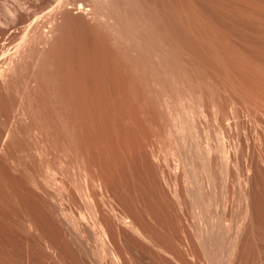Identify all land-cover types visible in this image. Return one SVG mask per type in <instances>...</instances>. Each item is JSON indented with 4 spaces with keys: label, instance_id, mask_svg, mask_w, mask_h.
<instances>
[{
    "label": "bare ground",
    "instance_id": "obj_1",
    "mask_svg": "<svg viewBox=\"0 0 264 264\" xmlns=\"http://www.w3.org/2000/svg\"><path fill=\"white\" fill-rule=\"evenodd\" d=\"M55 1L43 8L24 27V45L22 43L18 50L15 49V55L5 62L4 70L0 68V82L6 86L19 69H27L28 64L36 66V69L27 72L31 79L26 80L29 85L24 88L28 91L29 99H26L27 92H23L25 100L22 96L23 99L18 100L14 110V116L19 117L15 122L34 116L36 110L38 123L30 127L28 132H32V137L31 134L29 137L37 147L34 146L33 149L32 144L29 148L34 153L39 151L44 157L48 152L47 146H50L56 151L60 165L52 166L47 160L43 168L32 165L36 159H31L33 152L29 148L24 149V145L20 143L21 136L16 131L15 122L12 121L9 128L5 125L8 129L0 135V160L8 162L11 175L0 174V219L3 234L8 238H16L25 245L30 246L28 240L31 241L32 245H37L48 257L40 252L46 259H50L49 262L52 260L55 264H191L192 261L197 264H247L255 250L264 254V147L259 141L256 150L258 148L260 153H257L258 163H255L248 145L250 138V141L245 138L248 141L246 147L239 141L240 131L245 125L248 129L243 132L246 134L251 133V124L256 137L260 131L264 134V125L260 121L264 120V105H255L253 109L256 114H252L249 96L242 90L236 96L228 92L230 87L234 88V92L237 91V87L233 85L220 89V82L214 81L213 72L210 74L209 68L206 71L189 57L184 47L165 30L167 27L162 29L156 23L157 20L151 16L153 13L150 14L152 10H148L143 0ZM72 9H76L75 12L105 34L104 39L97 40V46L102 50L108 49L112 60L119 67L124 66L125 75L140 104L139 110L143 117L136 121H140L141 126H145V122L149 127L158 125L161 121L163 132L158 133V136L156 133L145 136V127H141L143 135L140 136H145L143 144L141 138V141H134H140L141 144L131 142V133H128L133 126L132 120L129 122L128 118H131V114L136 115L132 113L136 106L132 105L130 108L128 102L132 101L133 96L131 93V97L128 95L130 101L125 97L126 88L120 93H125L124 97L128 101L123 97L116 104L115 101L121 97L118 93L115 96L119 98L114 100L113 97L111 102H114L112 106L116 104V111L113 112L117 114L121 110L123 115V107L127 106L122 109L116 107L119 103L125 104L122 100L127 101L130 109H124L127 115L132 110L126 116L128 122L124 121L125 116L122 120H115L106 114L101 117L105 113H101L105 110L104 105L110 102L112 95L107 97L106 93L105 102L109 101H100L101 104L105 103L102 106L98 103L101 97L94 102L95 95L90 96L94 101L87 99V93H81L84 97L87 96L85 100L83 96L80 95V99L77 95L81 100H78L81 107L78 108L79 103L74 100L77 103L76 111L78 113L81 108L83 114L80 113L82 116L86 114L87 123L89 120L87 135V123L85 122L84 127L82 125L85 123L81 125L82 116L79 118L80 115L71 110L76 108L74 102H68L64 97L65 92L59 78L61 62L57 63L59 60L56 61L50 53L56 42V16ZM57 54L59 55L58 52ZM92 68L93 66L90 69ZM102 70L104 68L101 72ZM108 70L111 72V69ZM100 75L101 78L106 76ZM95 77L98 76L95 74ZM215 77L218 78V74ZM45 84L51 87V96L57 105L56 115L62 127L68 129L65 134L48 132L53 113H42L33 99L36 91L42 92ZM213 88L218 90L217 93L222 90L223 97L218 95L216 99ZM31 93H34L33 96ZM98 94L96 98L99 97ZM72 98H75L74 95ZM92 101L99 104V111L103 107L99 112V116L103 118H100V122L96 117L97 105L95 110ZM82 103L83 106L89 105V112L82 110ZM108 104V113H113L110 110L111 104ZM91 107L96 114L91 113ZM207 112L218 122L214 136L209 133L210 128L207 130L206 123L201 121L206 118ZM109 116L114 120V125H119L116 121H124L122 125L129 131L125 132L126 129L124 130V126L120 128L121 125L118 128L125 135L117 133V126L116 130H111V124L104 123L109 120L106 118ZM110 120L108 122L112 121ZM128 124L132 126L129 129ZM81 126L86 135L82 133ZM154 136L159 138L160 145L156 144L157 147L152 146L154 144L149 141ZM255 140L256 138L254 142L258 143ZM18 141L17 150L21 153L22 148L24 153H21L20 158L29 155L25 162L11 156L10 145ZM66 168L77 175L76 181L80 180L77 188L85 202L84 206L81 203L83 207L79 206V198L73 195L69 187ZM51 182H55L57 186L53 185L56 187L55 192L49 188ZM75 204L83 209H78L79 214L82 211L80 221L70 215L71 207ZM39 249L36 250L38 253ZM36 251H32L33 254ZM41 254L39 258L44 260Z\"/></svg>",
    "mask_w": 264,
    "mask_h": 264
},
{
    "label": "rangeland",
    "instance_id": "obj_2",
    "mask_svg": "<svg viewBox=\"0 0 264 264\" xmlns=\"http://www.w3.org/2000/svg\"><path fill=\"white\" fill-rule=\"evenodd\" d=\"M143 1L145 2L146 7L149 8L148 10L149 11L152 10L150 14L153 13V15H151V16L154 20L155 19L157 20V22L156 21L155 22L162 29H164L165 27L168 28V29L165 28V30L166 31L168 30V33L172 34L171 36L174 37V39L177 42H179L178 44L182 45L184 47V50H186L189 57L193 61H195V63L198 66L200 65L199 67L203 66L202 68L206 69V71L209 68L208 72H210V74L213 72L212 74L214 77L212 75H210L208 72L207 73L211 77L214 78V81H216V83L220 82L222 84L221 85L220 83H218L221 86L220 89L223 86H225V88L227 89L228 85H229V87L233 85L234 87H237V88L239 86V89L235 88V90H237L235 92L233 91L234 88L232 89L231 87L228 88L229 91L228 90L227 91L230 92L232 95L235 94L236 96H237V94H240V92H241L240 90H242L244 94H247L246 96L247 97L249 96L248 99H250L249 101H251V106H252L251 107L252 108L251 113L252 114H256L254 112V109H253V107H255V105L263 107V105H264V74H263L264 73V0H143ZM55 2H56L55 0H0V68H1V70L5 69V66H4V65H6L5 62L9 58H11V56H14L15 52L21 47V45L23 43V36L26 32V29H24V27H26V25L28 23L32 22L33 19L35 18V15L39 14V12L43 8H45L46 6H48L51 3H55ZM182 5H183V7H182ZM72 10H68L67 12H65V14L62 13V14L56 16L55 21L58 24L57 31L55 32L56 37L54 40L56 42H54L53 47L50 49L51 55L56 59V61L59 60L57 63L61 62V63H59V66L61 65L59 67V69L61 68L59 70V78L61 81V85L63 86V90L65 92L64 97H65L66 101H68V102L71 101L72 103L74 102L73 104H75V106L77 104L75 102L77 101L79 103V105H77L79 108V106H80L79 101H81V100H79V98H77L78 97L77 95L80 96L81 93H83V94L87 93L88 94L87 99L92 100L94 98L95 99V101L93 99L94 102H96V100H99L98 98L101 97L100 100L98 101V103H100V101L105 102V98L110 97L112 95L110 97V102H108L109 99L108 100L106 99L107 101L105 103L108 102L111 104L110 110L112 112L116 111L114 106L118 103V101L120 102V99H124L125 97L128 98V95L130 97H131V95L133 97L135 95V93H133L132 87L129 84L127 77L125 75L124 66L119 67L118 64L114 60H112L113 58H111L112 56L109 54L110 51L108 49L102 50V49H99V47L97 46V40H99L100 38L104 39L105 34L103 32H101L100 30H98L97 28H95L94 25L92 24V22L89 21V23H88L87 20L82 18V16L79 13L75 12L76 9H72ZM35 12H36V14H35ZM154 14H155V16H154ZM164 22H165V24H164ZM96 31H97V33H96ZM192 32H194V33H192ZM216 34H217V36H216ZM23 45H24V43H23ZM40 45H42V44H40ZM15 49H17V50H15ZM220 50H221V52H220ZM106 51H107V53H106ZM57 52L59 53L60 56L57 54ZM95 54L96 55L98 54L99 56L98 55L96 56ZM5 55H7L8 57ZM9 55H10V57H9ZM101 55H103V56H101ZM55 56H57V57H55ZM93 56H94V59H93ZM97 57H99V58H97ZM100 57H102V59H100ZM247 58H248V60H247ZM89 59L92 62H90ZM104 61H105V64H104ZM230 61H232V62H230ZM241 61H242V63H241ZM100 62L102 63V66H100ZM203 62L208 67H205ZM2 63H3V66H1ZM107 63H108V65H107ZM95 64H97L100 68L97 67ZM92 66H93V68L91 70L90 68ZM116 66L119 67L118 68L119 70H117ZM63 67L64 68L66 67V68L64 69ZM115 67H116V70L118 71L117 73H116V70H114ZM247 67L249 70L247 69ZM23 68H24L23 70L19 69L14 74V76L11 77V79L9 80V82L6 86H4L0 82L1 83L0 84V135L4 134V132L9 128V125L12 121L15 122V120H17L16 118H19V117L14 116V114H15L14 110L16 109V103L18 102L19 99H20L19 101H21L23 98L25 100V97H24L25 95L23 94V92H27L26 99L29 97L28 91H26L27 89H25V88L27 87L26 85L28 84V83H26V80L31 79V78L28 77L27 74L31 70H33V68L36 69V66H32V65L28 64L27 69L25 67H23ZM102 68H104V71L102 70V72H101ZM120 68L123 70H121ZM97 69H98V73H97ZM108 69H111V72ZM64 70H66V71H64ZM112 71H114V72H112ZM120 71H122V72H120ZM94 72H96V73H94ZM65 73L67 75H69L68 78H67V75ZM69 73H71V74H69ZM109 73H111L112 75H110ZM121 73H122V75H121ZM214 73H215V75H214ZM95 74H96V76H98L97 78L95 77ZM100 74H102V75L104 74L103 77L106 74L105 78H107V79L105 81H102L101 79L104 80L105 78H101L102 76ZM217 74L219 76L218 78L215 77V76H217ZM124 75H125V77L123 78ZM110 76L111 77L113 76L112 79ZM114 77H115V79H114ZM237 78H239V79H237ZM68 79L69 80L73 79V81H69ZM116 79H117V82L115 81ZM118 81H120L121 83ZM95 82L97 84H95ZM114 82H116L117 85H115L116 83L114 84ZM125 82H126V84H125ZM112 84H114L115 86ZM90 85H91V87H90ZM119 85L120 86L123 85V86H127V87H123V86L120 87ZM24 86H26V87L24 88ZM117 86L119 88H116ZM90 88H92V89H90ZM125 88L127 89V92H126L127 96L124 97L125 93H123V95H122V93H120V91L124 92L123 90H125ZM213 89L215 90V91L213 90V92H215V93H213V95H215V94L217 95V96L215 95L216 99L219 97L218 95H221V97H223L222 96L223 93L221 92L222 90L220 91V89H219V91L221 93L220 94V93H217L218 92L217 89H215V88H213ZM230 89H232V90L230 91ZM66 91L68 93H66ZM100 92L102 94H100ZM106 93H107V97H106ZM118 93L121 94L120 98H119V96H117V97L115 96V95H118ZM130 93H131V95H130ZM33 94L31 93L32 96H33ZM72 94L75 97L74 99L72 98V96H73ZM97 94L99 95V97L96 98ZM51 95H53L51 87H49V84L48 85L45 84V87L43 88L42 92H41V90H37L36 95H34V98L33 97L32 98L34 99V101H36L38 103V107L42 113H43V111L53 113V114L51 113L53 119L50 121V126L48 128V130H49L48 132L49 133H51V131H53L54 133L62 132L63 134H65L68 131V129L62 127L60 120L58 119V117L56 115V112H57L56 106L57 105H56L55 99ZM84 95H81V96L84 97ZM91 95L92 96L95 95V97L92 98V97H90ZM22 96H23V98H22ZM81 96H80V99L82 98ZM136 96L140 97V95L139 96L136 95ZM85 97H87V96H85ZM85 97L83 98L84 100H85ZM102 97H104V100H102ZM113 97H114V100L119 98L115 101L116 104L115 105L113 104L114 106H112V103H114V102H111ZM130 97L128 98L129 101L131 100V98L133 101V97H131V98ZM221 97H220V99L222 100ZM32 98H30V99L32 100ZM70 98H71V100H70ZM127 98H125V99L128 101ZM83 99H82V102L84 101ZM87 99H86V103L89 102V101L87 102ZM74 100H76V101H74ZM206 100H207V105H208L209 96L207 97ZM93 101H92V103H93ZM127 101L125 102V100L124 101L122 100L121 102L125 103V104L122 105L121 103H119L118 105L119 106L122 105V106L116 107V109L117 108L122 109V107L125 105L128 107V109H127V107L126 108L123 107V111H124L123 115L120 112L121 110H119V112H117V114H116V112H113V113L109 112L108 113V111H109V109H108L109 104L108 103H107L108 105L107 104L104 105L105 103L104 104L102 103L105 106V110H103L102 109L103 107H101L100 111L103 110L101 113L105 112L102 115H101V113H99L100 112L99 107H98L99 104L97 103L98 104L97 105L96 103L95 104L93 103L94 104L93 108L96 107V105H97L98 109L97 108H96L97 110L95 108L94 109L96 110V112L98 111L97 112L98 115L94 112L95 110L92 107L91 108L93 110L91 113H95L96 117L98 116L99 119L98 118L97 119L99 120V122L101 121V119H103L101 117L104 114H106L107 116L110 115L115 120H122L123 116H125V120L124 119L123 120L126 122L127 118H128L126 116H129L130 113L132 112V110H131L129 115H127V113H126L127 111L124 110V109H127L130 111L129 106H128L129 104H126ZM132 101L128 102V103H130V108L132 107V105L136 106L138 108V111H137V108L135 107V110L137 111L135 113L134 112L135 110L133 109L134 107L132 108L133 109L132 113H134L136 115L131 114L130 116L132 118V115H133L135 120H133V118L132 119L128 118V121L129 122L131 120L133 121V122L131 121V124L133 127L129 126V124H128V127L127 126L126 127L128 129H129V127H132L134 130L131 128L129 129L131 131L127 130L125 128V126L122 125L124 121L123 122L122 121H116L117 123H119V125L118 124L114 125L115 122H113L114 120L111 119L110 116H109V118L108 117H106V118L109 120L111 119L112 121L110 120L111 122H108L109 121L108 120V121H104V123H105V125L107 123H110L111 125L110 124H108V125H110V127L112 128L111 130H116V126H117V128L120 127V125H121L120 128H122L124 126V130L126 129L125 132L129 131L128 134L131 133L129 135V137H130V140L132 143H136V142H134L135 140L141 141V139H142L141 143L143 144V137H145V136L149 137V135H151L152 133H156V135L158 136V133L163 132L162 131L163 129H161L162 124H161V121H159L160 123H158V125L156 124L154 126L149 127L148 124L144 122V124H146V125L141 126L140 121H136L138 119L143 118L142 114L139 110L140 104H139L136 97H134V101L133 102ZM12 103H14V104H12ZM54 103H55V105H54ZM92 103H91V106H92ZM258 103H259V105H258ZM102 104H101V106H102ZM5 105H6V107H5ZM8 105H10V106H8ZM81 105H82V107H84V109H82L83 111L86 112V110L87 111L89 110V108L87 107V106H89L88 104H86L87 106H83V103ZM77 106L75 109H71V110H73V112H75V114H77L78 116L80 115L79 116V118H80L82 116L83 112L81 111V108H80L79 112L77 113V111H78ZM85 107H87L88 109L87 108L85 109ZM50 108H51V111H50ZM80 112H82V114ZM34 113H33L34 116H30V118L28 116V117H25L18 122L17 121L15 122L16 131L18 130L17 133L19 136H21V137H19V138H21L20 143L22 145H24L23 146L24 149H28L29 147L32 146V144H33L32 147L34 149V146L36 145V144H34L33 139H32V143H31L32 132L31 131L28 132L30 127L36 126L38 123L37 111L35 110ZM209 113L207 112V116H206L207 119L202 118L201 121L204 124L206 123V125L208 126L207 130L210 128L209 133H211V135L214 136L213 132L216 133V130L218 129V126H217L218 122L214 121V118L211 116L212 114L210 115ZM95 114H91V115H95ZM85 115L86 114H84V116L81 117L82 121L80 118L81 125L85 122L87 123V119H86L87 116L85 117ZM99 115H101V117ZM119 115H122V117L121 116L118 117ZM116 116L119 119L118 118L116 119ZM83 117L86 119V121ZM23 120H24V122H23ZM95 120H96V118H95ZM260 121L264 125V120L261 119ZM134 122L136 123V125ZM141 122L143 123V120H141ZM86 123L83 124L82 126L84 127L86 125ZM6 124L8 125V128H7V126H5ZM87 125L85 126V129H86L85 131L87 132V135H88V133H89V129H88L89 128V120H88ZM108 125L105 127H108ZM112 125H114L115 129L113 128ZM146 126H147V128H146ZM83 127L81 128L82 133L84 135H86L85 134L86 132L83 131V129H84ZM110 127H109V129H110ZM141 127L142 128L145 127L143 130L145 132L144 133L145 136H143L142 138H141V136L143 135V131H142ZM120 128H118L116 130L117 133L119 135H125L124 134L125 132H121L122 129H120ZM139 128L141 129L142 132H140ZM246 129H248V128L245 125L244 128H242V130L240 131V134H242V135L240 136V134H239V137H241L239 141L241 142V145L243 147H246L247 142L251 140L250 142H248V145H250V147H251L252 160H253V162L258 163L257 162L258 161L257 160V156H258L257 153L259 154L260 152H259L258 148H257L258 151L256 150V147L260 144L259 141H261V143L263 144V147H264V137H263L264 134H263V132L260 131L259 136L256 137V134L254 133V127L252 124H251V133H247V134L244 133L243 130H245L247 132ZM118 130H120V132ZM114 132L115 131H113V133ZM233 133H234V130H233ZM27 134H29V135H27ZM30 134H31V137H29ZM140 134H141V136H140ZM244 134H246V135H244ZM138 136H139V138H138ZM239 137H238V139H239ZM246 137H247L248 141L245 139ZM248 138H250V140ZM255 138H256L255 141L258 143L254 142ZM158 140H159V138H157V137H155L154 139L152 138V140L149 138V141L151 142V144H154V145H152L154 147H157V145H160ZM140 141H139V143L137 141L136 144H141ZM18 144H19V141L13 145L12 144L10 145L11 146L10 147L11 156L13 158H17V159L20 158L22 156V154H24V153H22L23 152L21 150L22 148L20 149L22 154L19 152V149L17 150ZM22 145H20V147ZM29 145H31V146H29ZM36 147L37 146H35V148ZM47 147H48V149L46 150V151H48V152H46L47 156L45 154L44 157L40 155L39 151H38V153L36 151L34 153V150L31 151V148H29L30 149L29 151L34 153V154L31 153V155H32V156L30 155L31 159L32 158L36 159V160H34L35 162L32 163V165H35L36 167L40 166V168L41 167L43 168V166H45L46 160L52 166H57V165L59 166L60 165V162L58 161V156L56 155V151H54V149L51 148L50 146H47ZM50 149H51V152H50ZM253 153H254V156H253ZM25 154H27V153H25ZM33 155H35V156H33ZM27 156H29V155L23 156V157H26V159H24L23 157L20 159L24 160V162H25V160L27 161V159H29V157H27ZM41 161H42V163H41ZM58 162H59V164H58ZM7 167H8V162H4V161L0 160V169L2 170V171L0 170V174H3L4 176L11 175V173L9 172V167L8 168ZM65 171L69 174L67 176L70 180H68V178H66L68 184H70L69 187L72 190L73 195L75 197L77 196V199L79 198L78 201H80V205L75 204V206L71 207L72 209L70 210L71 211L70 215H73L74 219L76 218V219H79V221H80L79 216L81 215V212L83 211V209L80 208L79 206H81L82 204H83V206L85 205L84 199L82 198V196H80L79 190L77 188L80 185V180H78V178H77V180L79 182L75 180L77 175L75 176L72 173V171H70V169L66 168ZM69 172H71V173H69ZM56 183L58 184V182H56ZM53 185L56 186L55 182H51V186L54 188ZM51 186L49 187L50 190L52 189L53 191L52 190L51 191L55 192L57 186L54 189ZM76 205L77 206L79 205V206L77 207ZM83 206H81V207H83ZM79 208H80V210H82L80 212V214H79L80 210H78ZM2 225H3V223L0 219V261H1V264H55V263H53L52 260H51V262H49L50 259H46L48 257L45 256V254L42 251H40L39 248H37V245L36 246L32 245L30 243L31 241L28 240L30 246L33 248H31L29 245H25L23 243H20L18 240H16V238H8V236L4 235L2 232V230H3ZM38 249H39V253H38V251H36ZM29 250H30V252H29ZM34 250L36 251L37 255L35 253L33 254V252H35ZM40 252L43 253L46 258ZM29 253H31L33 255H30ZM39 254H41V256L44 257V260L42 258L41 259L39 258ZM191 264H197V262L192 261ZM247 264H264V254L261 253L259 250H255L252 253L251 259L248 261Z\"/></svg>",
    "mask_w": 264,
    "mask_h": 264
}]
</instances>
